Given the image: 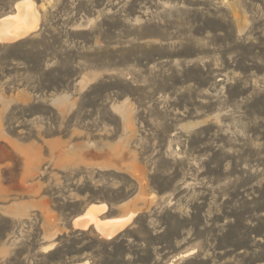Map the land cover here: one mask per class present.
Instances as JSON below:
<instances>
[{
	"label": "rangeland",
	"instance_id": "1",
	"mask_svg": "<svg viewBox=\"0 0 264 264\" xmlns=\"http://www.w3.org/2000/svg\"><path fill=\"white\" fill-rule=\"evenodd\" d=\"M32 1L0 44V264H264V0ZM93 204L137 215L106 240L73 228Z\"/></svg>",
	"mask_w": 264,
	"mask_h": 264
},
{
	"label": "bare ground",
	"instance_id": "2",
	"mask_svg": "<svg viewBox=\"0 0 264 264\" xmlns=\"http://www.w3.org/2000/svg\"><path fill=\"white\" fill-rule=\"evenodd\" d=\"M15 12L0 19V44L14 43L37 31L40 24L39 12L32 0H22L15 4ZM108 210L106 204L91 205L86 212L76 218L74 229L87 231L94 228L100 237L114 239L137 215L132 212L126 217L102 219ZM187 256V255H185ZM172 264V263H171Z\"/></svg>",
	"mask_w": 264,
	"mask_h": 264
}]
</instances>
